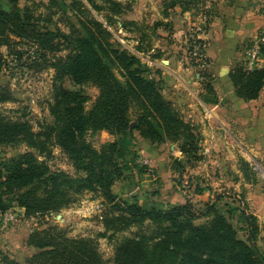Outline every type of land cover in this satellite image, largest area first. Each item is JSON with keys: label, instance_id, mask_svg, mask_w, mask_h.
<instances>
[{"label": "trees", "instance_id": "16d2710c", "mask_svg": "<svg viewBox=\"0 0 264 264\" xmlns=\"http://www.w3.org/2000/svg\"><path fill=\"white\" fill-rule=\"evenodd\" d=\"M60 1H68L78 14H91L85 3L97 13L104 10L98 0ZM105 1L115 16L124 14L121 3ZM196 1L166 0L164 15L169 18L170 10L177 7L186 11ZM9 3L10 11L0 9V69L6 64L2 52L5 48L8 56L17 59L32 53L38 70L53 69L55 77L53 103L49 107L52 123L42 124L36 131L31 120L0 117V147L23 143L29 149L0 163V211L5 212L16 203L24 209L26 218L47 216L70 208L85 192L99 193L118 213L106 216L107 229L121 232L151 223L118 243L113 264H264V254L253 244L258 234L256 220L242 209L239 220L249 227L247 241L239 238L231 215L214 204L199 216L190 202L166 210L144 209L137 201L130 203L113 194L114 185L130 170L128 157L132 154L135 132L152 143L179 142L189 163L191 159L202 160L196 154L203 140L198 128L183 119L163 96L161 82L151 76V70L115 41L112 32L98 19L92 16L86 22L81 20L82 32L71 25L69 33L51 31L40 26L41 18L36 19L30 8H20L18 0ZM105 19L109 27L116 23L111 16ZM44 21L52 23L50 18ZM135 25L132 21L124 22L122 29ZM62 43L68 54L56 57ZM142 43L137 50L148 53L150 49L142 48ZM204 46L200 39L190 44L192 50L199 47L202 55ZM229 77L236 96L245 102L257 100L264 89V68L248 71L239 64ZM67 79L81 89H67ZM87 85L99 91L89 110L91 97L82 89ZM204 87L208 92L214 91L210 82ZM11 101L12 92L0 87V104ZM132 122L134 128L130 127ZM101 131L108 132L114 140L98 150L87 137ZM53 147L61 150L80 176L51 168L48 162ZM186 163L178 159L175 162L180 176ZM200 217L210 219L197 225L195 221ZM27 245L38 250L29 264H106L93 240L67 238L55 226L31 233ZM0 264L19 263L3 256Z\"/></svg>", "mask_w": 264, "mask_h": 264}, {"label": "rangeland", "instance_id": "374dc122", "mask_svg": "<svg viewBox=\"0 0 264 264\" xmlns=\"http://www.w3.org/2000/svg\"><path fill=\"white\" fill-rule=\"evenodd\" d=\"M18 1L20 8H30L36 19L41 18L38 20L40 26H47L46 28L51 31L60 30L69 33L71 25L82 32L80 21L86 22L92 16L104 23L112 32L114 40L137 56L142 64L151 70V76L161 82L163 96L172 102L175 109H178V104H175L176 101L190 94L189 88L184 83L202 80L205 86V83L210 82L215 67L212 59H208L210 58L208 52L210 49L214 51L219 47V44H225L222 42L223 39L219 38L220 41L218 40L212 47V40L203 39L212 29L215 5H212L211 0H197L195 3H190L189 9L186 11H182L180 7L170 10L169 18L164 15V2L166 0H115L121 3L125 9L124 14L119 17L114 15L111 5L105 0H98V4L104 8L101 13H97L85 3V6L91 11L89 15L87 13L84 15L78 14L76 10L69 7L68 1ZM168 2H171V0H168ZM11 8L9 0H0V9L10 11ZM106 16H111L116 21L112 27L107 25ZM49 18L52 23L46 24L44 20ZM131 21L137 25L122 29L124 22ZM128 29L131 31H128ZM218 31L220 30L218 29ZM261 33H264V31H260L258 35ZM197 38L202 40L205 45L202 61H199L195 55V52H199L198 49L192 50L190 47L191 41ZM247 40L239 44L241 52H244L245 48L247 50L248 47L246 46L249 45V39ZM141 41H143L142 48L150 49L148 53H140L137 50ZM27 49L29 50V48ZM2 52L6 57V64L0 69V87L8 88L13 94L14 101L0 104V117L12 120H31L36 131L40 130L42 124L52 123L53 118L50 116L49 107L53 103L54 70H38L32 61L34 57L32 53L27 52L23 59H17V56H8L5 48L2 49ZM67 54L68 49L62 43L59 45L56 57H65ZM215 54L219 55L217 52ZM219 59L221 58L219 57ZM196 63H201V65H196ZM242 65L245 68L244 61ZM113 70L120 78L118 70L115 68ZM204 74H207V76H202ZM65 87L70 90L81 89L68 79L65 81ZM82 89L91 97L87 104L89 110L99 95V91L91 85L83 86ZM133 114L136 115L137 113ZM199 133L203 140H201L200 150L196 154L202 157L201 161H203L207 153L203 148V135L201 132ZM87 139L99 150L107 142L114 140V137L108 132L101 131L90 134ZM131 149L132 154L128 157L130 170L124 173V177L117 182V185H114L112 192L115 196L121 198V200H128L130 203L137 201L144 209L166 210L169 207L182 206L167 204L166 202L168 199L173 200L176 192L179 193L185 190L186 203L190 202L192 204L195 214L200 216L210 205L208 202H192L193 192L191 189H194V186L191 184V179L187 178L185 180L187 183L184 187L179 182L182 180V176L176 171L175 162L177 159L187 162L184 173H189L187 168L198 164L193 159L188 163L187 157L182 158L179 142L165 140L162 143H152L140 137L138 132H135V140ZM27 150L29 149L23 143L0 147V163ZM52 154V158L49 159L48 163L53 170L64 171L73 177L80 176L59 148L53 147ZM251 162L257 167L258 172L264 175L262 168L264 162H262V165L261 163L258 164L254 158H251ZM155 166H157V169ZM160 175L166 176L164 181ZM167 185L175 192H166L167 194L164 196L168 198H163V196H160L161 191H157L159 197L154 198L155 196L152 195L154 190L164 189ZM178 186L180 191L177 189ZM165 191L166 189H164ZM174 201L175 203L178 202L176 198H174ZM212 204L218 210L228 212L231 215V222L237 230L239 238L247 241L249 227L244 221L239 220L242 208L240 199L228 194L221 196L219 202ZM8 210H14L17 217L15 221L8 223V225L0 226V259L7 256L19 264H29L30 260L38 253V250L27 245L29 235L36 230L55 226L64 232L67 238L91 239L95 242L97 250L102 255L105 263L113 264L115 248L118 243L125 237H132L135 233H139L142 228L151 224L148 221L142 228L133 226L121 232H116L113 228L107 229L104 223L106 216H116L118 213L112 209V204L101 194L91 192L79 195L75 204L57 214L26 218L24 209L18 207L16 203H13ZM209 219L208 217H200L195 223L197 225L206 224Z\"/></svg>", "mask_w": 264, "mask_h": 264}, {"label": "crops", "instance_id": "0c3cea01", "mask_svg": "<svg viewBox=\"0 0 264 264\" xmlns=\"http://www.w3.org/2000/svg\"><path fill=\"white\" fill-rule=\"evenodd\" d=\"M211 2L215 5L212 29L203 39L212 40V47L219 38L225 43L208 52V59H212L215 67L210 79L214 91L205 90L202 80L184 83L190 94L174 102L183 119L193 123L203 135L207 154L203 161L187 168L189 173H184L179 182L184 187L185 180L191 179L192 202L212 204L228 194L238 197L241 209L256 220L258 234L253 244L264 254V175L251 162V158L261 165L264 162V89L257 100L245 102L236 96L229 77L245 60L246 48L241 52L239 44L249 39L251 45L258 33L264 31V0ZM183 163L186 162L183 160ZM262 168L264 170L263 165ZM160 176L164 181L166 176ZM169 187L164 188L165 192L156 189L152 195L157 198V191H161L160 196L168 198L164 195L175 192ZM177 189L180 191L179 186ZM184 191L176 192L173 200L168 199L166 203L186 204Z\"/></svg>", "mask_w": 264, "mask_h": 264}, {"label": "built area", "instance_id": "2783aa9c", "mask_svg": "<svg viewBox=\"0 0 264 264\" xmlns=\"http://www.w3.org/2000/svg\"><path fill=\"white\" fill-rule=\"evenodd\" d=\"M196 49H198L199 52H195V55L199 61H202L204 55L200 54L199 47H196L194 50ZM244 63L245 69L248 71L264 68V33L258 35L252 42L251 46L247 48ZM16 217L17 214L14 210H8L5 212L0 211V226L8 225V223L15 221Z\"/></svg>", "mask_w": 264, "mask_h": 264}, {"label": "water", "instance_id": "95a60500", "mask_svg": "<svg viewBox=\"0 0 264 264\" xmlns=\"http://www.w3.org/2000/svg\"><path fill=\"white\" fill-rule=\"evenodd\" d=\"M131 128H134L135 127V122H132L131 125H130Z\"/></svg>", "mask_w": 264, "mask_h": 264}]
</instances>
